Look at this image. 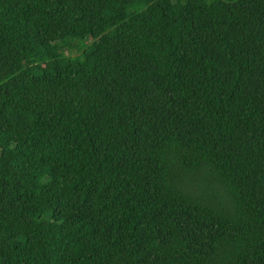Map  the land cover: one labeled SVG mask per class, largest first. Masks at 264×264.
<instances>
[{
	"label": "trees",
	"instance_id": "obj_1",
	"mask_svg": "<svg viewBox=\"0 0 264 264\" xmlns=\"http://www.w3.org/2000/svg\"><path fill=\"white\" fill-rule=\"evenodd\" d=\"M0 264H264V0H0Z\"/></svg>",
	"mask_w": 264,
	"mask_h": 264
},
{
	"label": "rangeland",
	"instance_id": "obj_2",
	"mask_svg": "<svg viewBox=\"0 0 264 264\" xmlns=\"http://www.w3.org/2000/svg\"><path fill=\"white\" fill-rule=\"evenodd\" d=\"M75 42L78 44L77 46L81 48L82 53L92 42V39L89 36L84 37L82 40H75ZM65 54H71L75 55L77 54V51L73 50L68 53V51L64 52Z\"/></svg>",
	"mask_w": 264,
	"mask_h": 264
}]
</instances>
